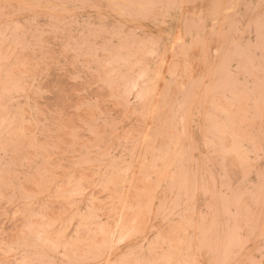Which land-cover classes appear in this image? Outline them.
<instances>
[{
  "label": "clouds",
  "instance_id": "1",
  "mask_svg": "<svg viewBox=\"0 0 264 264\" xmlns=\"http://www.w3.org/2000/svg\"><path fill=\"white\" fill-rule=\"evenodd\" d=\"M0 264H264V0H0Z\"/></svg>",
  "mask_w": 264,
  "mask_h": 264
}]
</instances>
